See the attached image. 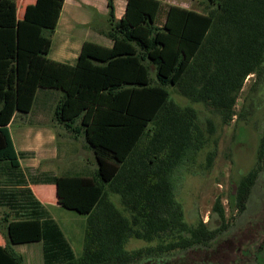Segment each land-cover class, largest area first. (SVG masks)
Masks as SVG:
<instances>
[{
  "label": "trees",
  "instance_id": "obj_1",
  "mask_svg": "<svg viewBox=\"0 0 264 264\" xmlns=\"http://www.w3.org/2000/svg\"><path fill=\"white\" fill-rule=\"evenodd\" d=\"M105 1V36L112 47L84 43L70 67L47 59L64 0H35L21 19L16 0H0V264H24L11 246L35 242L41 244L42 264H167L166 256L175 252L200 248L209 255L226 228L219 199L212 207L220 221L215 229L202 221L188 225L175 199L174 174L207 140L195 109L172 101L169 88L228 125L245 79L264 81V0H208L207 13L126 0L119 20L113 0ZM40 88L60 91L52 118L82 138L96 163L93 173L29 176L21 170L26 154L15 151L8 126L15 113L31 110ZM213 156L207 154V164ZM263 159L264 131L254 167L229 198L239 214ZM31 184L56 185L57 203L86 216L80 256ZM111 195L118 196L121 210ZM130 241L146 246L127 250ZM253 250L254 256L241 252L229 264H263L264 239ZM183 264L220 263L183 257Z\"/></svg>",
  "mask_w": 264,
  "mask_h": 264
},
{
  "label": "rangeland",
  "instance_id": "obj_2",
  "mask_svg": "<svg viewBox=\"0 0 264 264\" xmlns=\"http://www.w3.org/2000/svg\"><path fill=\"white\" fill-rule=\"evenodd\" d=\"M165 2L173 3L174 6L183 4V8L197 9L203 13H207L211 8L208 0H165ZM17 5L20 8L18 2ZM92 8L97 12L88 8L86 11L90 12L95 25H100L101 13L95 5H92ZM50 40H52V36ZM169 94L170 99L178 105L191 106L195 109L198 124L207 140L206 145L189 161V164L181 167L173 176L175 199L182 207L184 221L190 226H196L199 221H202L207 223L209 229L219 227V218L212 212L214 202L219 199L224 208L226 228L222 231L217 242L212 245L213 251L209 254L210 257L204 252L205 249L197 248L184 254L180 252L168 254L165 258L167 264H183V257L193 262L196 259L205 260L208 258L214 263L229 264L238 260L241 252L246 254L244 255L246 257L254 256L257 250H253V247L264 239V159L259 175L251 189L246 210L241 214L237 213L230 207L229 198L234 195L238 181L254 167L256 162L258 143L264 131V81L254 75L245 79L235 102L236 116L228 125H222L217 114L200 104H191L181 98L173 89L169 88ZM50 115L51 118L53 109ZM29 120L35 124L38 119L30 117ZM42 120L45 126L49 117H43ZM20 122V119L16 117L14 125L10 128L12 139L18 149L20 146L17 135ZM55 136L58 150L74 155L66 160L72 163L55 162L45 166L39 165L36 168L31 166V162L35 161L29 159L22 162L23 167L29 170L27 171L29 176L35 174V170L47 169L56 175L64 174L66 169L78 171V173L83 171L81 175L94 172L96 169L95 160L91 151L82 145L83 141L70 140L67 138V132L61 127L55 131ZM210 152L214 156L211 163L207 164L206 158ZM78 153L81 156L79 162L77 161ZM110 200L117 209L121 210L118 196L111 195ZM43 207L59 226L75 257L80 256L86 216L50 204L43 205ZM4 213L5 209L1 208L0 218ZM9 215L12 219L11 213ZM0 245H4L1 236ZM144 246L146 245L142 241H130L126 248L135 250ZM11 249L15 254L22 256L24 264H42L39 242L14 245L11 246Z\"/></svg>",
  "mask_w": 264,
  "mask_h": 264
},
{
  "label": "crops",
  "instance_id": "obj_3",
  "mask_svg": "<svg viewBox=\"0 0 264 264\" xmlns=\"http://www.w3.org/2000/svg\"><path fill=\"white\" fill-rule=\"evenodd\" d=\"M35 0H16L17 7V19H21L24 9L27 5L33 4ZM163 4L168 6H174L173 3H166L165 0H158ZM20 5V8L17 5ZM126 0H113L114 5V17L115 20H119L124 13ZM92 5H95L101 13L102 21L100 25H95L94 19L90 16L86 9H92ZM176 6V5H175ZM180 4L178 7H182ZM186 9V8H185ZM201 13L197 9H189ZM97 12L96 10H94ZM93 13L95 14V12ZM93 14V15H94ZM96 15V14H95ZM94 25V26H93ZM108 32V9L105 0H64L57 25L52 34L51 46L47 55V59L56 64L68 65L70 67L74 66L76 60L80 54L81 47L84 43L90 42L97 45H101L105 48H111L112 42L108 40L105 34ZM60 91L54 88H40L36 95L35 101L31 107V110L25 114L15 113L11 124L8 126L9 132L10 128L14 125L13 122L15 118L20 119L19 123V134L18 144L12 139L14 149L18 153H25V158L19 161L20 168L28 175L29 171L27 168L23 167L22 162L31 159V166L38 168V166L49 165L55 162H67L70 156H74L72 153H67L65 151H60L57 148V138L55 136V131L60 127L57 125L53 118H50L52 109H54L55 101L59 98ZM34 117L36 120L35 124L31 123L29 118ZM43 117H49L47 125L43 124ZM40 120V121H39ZM48 126V127H47ZM48 128V129H46ZM62 128V127H61ZM63 129V128H62ZM67 138L73 141H83L82 138H73L69 133H67ZM58 136V135H57ZM86 147L85 143L82 144ZM87 148V147H86ZM88 150V149H87ZM92 153V152H91ZM76 154V153H75ZM93 157V154H91ZM78 162L81 156L78 153ZM94 159V157H93ZM72 163V162H67ZM25 166V165H24ZM71 171L70 169L64 170ZM35 176L41 173L53 174L49 169L39 171L35 170ZM54 176L60 177L61 175L53 174ZM33 195L36 199L43 205H53L60 206L57 203L56 185H29ZM65 208V207H63ZM71 210L69 208H65ZM74 211V210H72ZM75 212V211H74Z\"/></svg>",
  "mask_w": 264,
  "mask_h": 264
}]
</instances>
